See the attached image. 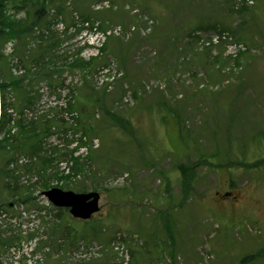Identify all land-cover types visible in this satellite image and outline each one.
I'll list each match as a JSON object with an SVG mask.
<instances>
[{"label": "rangeland", "instance_id": "374dc122", "mask_svg": "<svg viewBox=\"0 0 264 264\" xmlns=\"http://www.w3.org/2000/svg\"><path fill=\"white\" fill-rule=\"evenodd\" d=\"M19 1H9L8 15L27 26L4 55L14 56L15 69L45 65L15 92L18 109L33 103L31 90L40 96L0 158V168H15L14 177L0 173V264H89L98 251L101 264H122L127 253L130 264H198L205 243L214 257L206 264H264V165L239 163L264 157V0H39L17 8ZM101 35L92 47L88 38ZM229 43L247 50L229 57ZM58 50L90 63L72 69ZM47 76L68 91L57 98L40 85ZM83 134L76 154L84 170L58 178L72 172L70 151ZM184 162H200L186 197L176 167ZM15 180L25 187L18 194L6 186ZM57 184L100 192V212L86 223L55 207L43 191ZM226 188L237 194L236 212L232 199L220 207L216 190ZM29 194L36 200L17 199ZM162 211H173L169 229ZM119 232L126 237L112 245Z\"/></svg>", "mask_w": 264, "mask_h": 264}, {"label": "trees", "instance_id": "16d2710c", "mask_svg": "<svg viewBox=\"0 0 264 264\" xmlns=\"http://www.w3.org/2000/svg\"><path fill=\"white\" fill-rule=\"evenodd\" d=\"M9 1L10 0H0V68L2 71V82L0 83V89L3 92V107L5 108L7 106L6 104V92L8 90H13V91H17L21 88V86H23V84L25 83V81L28 79V77L26 75H15L13 74V72L9 71V75H6V70H5V62L4 60H7V57H5L2 53V49H3V45L4 43H6L9 39L14 38L17 35V32H21L27 25L22 26L21 28V22L18 21H14L11 16L8 15V10H9ZM22 2V3H21ZM31 2L33 5L35 4H40L39 0H20L19 4H16L15 6L18 7H22L25 3ZM43 4V3H42ZM43 9V7L40 8V10ZM30 29V28H28ZM43 37V36H42ZM54 44H58L59 41L58 40H54L53 41ZM109 44L106 43L105 46L102 49V54H104V52L108 49ZM95 60L97 59H93L91 62L93 63ZM2 63V64H1ZM90 62L85 61L82 58L76 57L73 59V61L70 63L71 68L74 69L75 67H83V66H87ZM43 64V63H41ZM2 65V67H1ZM53 76H47L46 78L48 80H50V78H52ZM52 83L54 84V79L52 78ZM93 100L90 99H85V100H81L82 104H90L92 103ZM71 107H73V109H75L74 107L76 106V104L71 103L70 105ZM109 115H111V117L116 120L121 126L128 124L129 121L123 119V118H119L118 116H116L115 114H113L112 111H107ZM170 112V111H168ZM172 113V112H170ZM168 113V114H170ZM8 119L7 113H3V119H2V125L4 126V123H6ZM50 129V127H49ZM34 134H36L37 136V132H35ZM44 134L45 133L44 131ZM39 137V135H38ZM42 143L41 137L38 138V142L32 144L33 149L35 151H39V145ZM5 147H2L0 144V154L2 156V150ZM217 154V153H216ZM8 159H11L8 158ZM49 160V159H47ZM195 165H184V164H180L179 167L183 172V175L185 177V187L184 190L185 192L190 191L191 189L194 188L193 186V182L196 179V174L197 171L195 170ZM244 166L246 167H252V166H263L264 165V157L256 159L254 162L252 163H243ZM85 165L80 162L79 159H75V166L72 167V175H60L59 178H63L65 180H71V178L73 176H77L81 171L84 170ZM44 170L47 169L46 166H44L43 168ZM13 173V171H3V174L5 175H11ZM8 187L15 193L18 194V191L20 189V185L18 184V182H16V184L14 185V188L12 189L10 185H8ZM25 188V187H24ZM32 194H29L27 196H25V198H22L23 200L27 201L28 197L32 198ZM21 201H23L21 199V197L19 198ZM24 201V202H25ZM164 220H166L165 222V228L169 229L170 227V218H164ZM86 223H88V221H85ZM255 258V256H250V257H246L245 261L247 260H251ZM102 258L97 259L95 261L89 262V264H101ZM88 263V262H87Z\"/></svg>", "mask_w": 264, "mask_h": 264}, {"label": "water", "instance_id": "95a60500", "mask_svg": "<svg viewBox=\"0 0 264 264\" xmlns=\"http://www.w3.org/2000/svg\"><path fill=\"white\" fill-rule=\"evenodd\" d=\"M45 195L56 206L70 207V212L75 217L87 219L100 209V194L98 192L77 193L60 188H52L45 191Z\"/></svg>", "mask_w": 264, "mask_h": 264}, {"label": "flooded vegetation", "instance_id": "af4514ba", "mask_svg": "<svg viewBox=\"0 0 264 264\" xmlns=\"http://www.w3.org/2000/svg\"><path fill=\"white\" fill-rule=\"evenodd\" d=\"M226 192V193H225ZM224 192V196H228L229 198H231V199H237L236 197H237V195H235V194H233V192L232 191H225ZM218 194H219V192H218ZM236 201L237 200H234V201H232V208H233V210L235 209L236 210V207H235V205H237V203H236ZM239 205V204H238Z\"/></svg>", "mask_w": 264, "mask_h": 264}]
</instances>
